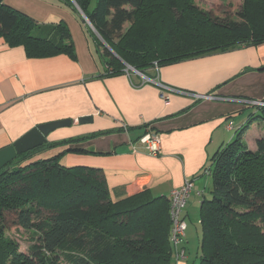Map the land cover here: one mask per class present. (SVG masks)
<instances>
[{"label": "trees", "instance_id": "obj_1", "mask_svg": "<svg viewBox=\"0 0 264 264\" xmlns=\"http://www.w3.org/2000/svg\"><path fill=\"white\" fill-rule=\"evenodd\" d=\"M60 1L88 26L105 75L122 73L125 65L143 73L153 62L159 67L264 41V0H243L231 15L193 0ZM0 37L22 46L28 58H75L64 22L41 25L3 0ZM256 112L210 157L212 189L199 207L198 264H264V135L254 150L242 141L253 118L264 122V106ZM55 144L46 141L0 169V264H171L169 195L144 189L113 199L102 169L62 165L63 152L33 158ZM11 229L27 232L26 250Z\"/></svg>", "mask_w": 264, "mask_h": 264}, {"label": "crops", "instance_id": "obj_2", "mask_svg": "<svg viewBox=\"0 0 264 264\" xmlns=\"http://www.w3.org/2000/svg\"><path fill=\"white\" fill-rule=\"evenodd\" d=\"M3 1L41 25L64 22L75 58L66 54L28 58L22 46H9L0 37V149L38 124L68 118L69 126L46 136L47 142L56 143L45 148L47 155L63 152L62 165L102 169L113 199L144 189L152 196H168L185 178L191 179L193 188L182 211L184 257L176 259L172 249L171 264H197L199 207L211 191L212 178L202 169L256 112L257 108L247 109L254 105L248 99L264 98V41L157 69L151 66L143 72L150 79L133 70L105 75L104 60L88 26L71 7L60 0ZM162 90L170 95L166 104ZM85 116L90 119L79 122ZM256 120L257 126L251 120L242 132V141L252 150L264 135V122ZM148 130L158 138L157 155L132 150L131 143H138ZM98 132L106 133L90 136Z\"/></svg>", "mask_w": 264, "mask_h": 264}, {"label": "built area", "instance_id": "obj_3", "mask_svg": "<svg viewBox=\"0 0 264 264\" xmlns=\"http://www.w3.org/2000/svg\"><path fill=\"white\" fill-rule=\"evenodd\" d=\"M153 67L157 69V63L153 62ZM133 70V72H136L142 76L143 73L135 70L134 68L127 66L124 71ZM147 79V76H144ZM154 81V79H153ZM160 86L167 88L166 86H163L160 84ZM169 89V88H167ZM195 97L198 98H216L215 95L212 94H205L200 95L196 94ZM161 98L163 99L164 103H168L169 101V93L168 91H161ZM249 103L254 104L255 106H264V98L261 100H252L248 99ZM133 151H138L139 149L144 150L148 154L151 155H157L159 153V141L154 132L147 131L145 134L140 136L138 139V143L131 144ZM209 173V167L206 165L203 170L202 174ZM193 188V181L189 178H185L183 183L176 188H173L168 196V204H169V218H170V230H169V240L170 244L172 246V249L174 251V257L176 259H181L184 257V249L180 246L182 243V239L184 236V231L186 228V223L183 220L182 217V211L185 207L186 200L190 194V191ZM196 194H201L200 190L196 191Z\"/></svg>", "mask_w": 264, "mask_h": 264}, {"label": "water", "instance_id": "obj_4", "mask_svg": "<svg viewBox=\"0 0 264 264\" xmlns=\"http://www.w3.org/2000/svg\"><path fill=\"white\" fill-rule=\"evenodd\" d=\"M75 7L79 11V13L83 16V18L86 20L87 24L93 29L90 22L87 20L85 15L82 13V11L78 8V6L73 1ZM102 40V39H101ZM105 47H107L113 54L114 52L108 47V45L102 40ZM115 55V54H114ZM90 118L88 116L79 118V122L83 123L88 121ZM71 123V120L66 119H59L54 120L42 124H38L31 129H29L27 132L22 134L19 138H17L12 144L5 146L0 149V169L9 161L14 159L16 155L20 153L27 152L29 150H32L34 148H37L44 143H46L47 139L46 136L55 130L58 127L63 126H69Z\"/></svg>", "mask_w": 264, "mask_h": 264}, {"label": "rangeland", "instance_id": "obj_5", "mask_svg": "<svg viewBox=\"0 0 264 264\" xmlns=\"http://www.w3.org/2000/svg\"><path fill=\"white\" fill-rule=\"evenodd\" d=\"M95 1L96 0H92L91 5H94ZM193 1L199 8L212 10L216 14H218V12H219V13H223L225 15H231L237 9L240 8L241 2L243 0H231L232 3H231L230 7H228L225 4V1L223 2L221 0H193ZM85 28L88 29V27H85ZM98 38L101 41V45L105 46L104 43L102 42L101 38L100 37H98ZM93 43L94 42L92 41V47L94 49ZM151 66H153V63L151 64ZM125 68H127V65H125ZM169 98H170V95H169ZM255 108H257V107L252 105L251 107H249L247 109H249L250 112H251V110L254 111ZM256 119H259V118H253L252 119L254 121V122L251 123L252 126H257L258 125V120H256ZM255 124H257V125H255ZM131 144H133V143H131ZM55 153H57V151ZM53 154H54V152H53ZM46 155H47V151L44 150V151H40V152L35 153L33 158L44 157ZM59 161L60 162L62 161V159L60 157H59ZM208 167L210 168V165H208ZM209 173H210V169H209ZM209 173H207V174H209ZM210 180H211L210 189H212V178ZM209 197H210V193L208 194L207 198H209ZM9 234L12 235V237H14V238H16L18 240L21 249L26 250V247H27V244H28V234H27L26 231H22L21 229L20 230L11 229ZM193 261L197 262V257H195ZM171 263H172V261H171ZM190 263H191V261H190ZM60 264H66V263L60 262ZM197 264H198V262H197Z\"/></svg>", "mask_w": 264, "mask_h": 264}]
</instances>
